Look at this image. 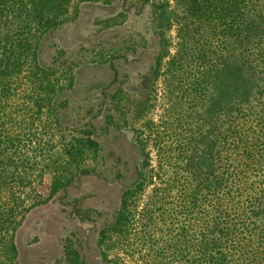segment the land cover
Here are the masks:
<instances>
[{
    "label": "trees",
    "instance_id": "obj_1",
    "mask_svg": "<svg viewBox=\"0 0 264 264\" xmlns=\"http://www.w3.org/2000/svg\"><path fill=\"white\" fill-rule=\"evenodd\" d=\"M74 1L0 0V256L10 264L18 216L30 209L22 196L44 178L38 153L30 156L27 146L42 143L38 121L63 105L56 101L59 69L42 63L41 46L67 21ZM185 4L175 14L179 41L164 75L187 104L192 134L178 163L158 175L156 205L142 211L148 229L137 245L141 253L149 250L144 259L152 264H264V0ZM165 33L158 30L155 78L168 55ZM63 69L72 84V70ZM84 146L96 150L98 142L89 137ZM75 149L74 142L65 148L68 155ZM138 151V180L124 189L101 237L112 231L129 239L136 218L131 203L145 187L149 165L145 147ZM53 156L55 166L59 155ZM101 214L91 209L85 217ZM158 230L170 239L156 237Z\"/></svg>",
    "mask_w": 264,
    "mask_h": 264
},
{
    "label": "rangeland",
    "instance_id": "obj_2",
    "mask_svg": "<svg viewBox=\"0 0 264 264\" xmlns=\"http://www.w3.org/2000/svg\"><path fill=\"white\" fill-rule=\"evenodd\" d=\"M185 5V0H75L67 21L42 44V63L59 69L56 101L63 105L38 121L42 143L27 146L30 156L38 153L44 178L22 196L30 209L18 216L17 250L9 253L14 264H152L144 259L149 250L141 253L137 245L147 228L142 211L156 205L158 175L176 164L192 134L187 104L169 90L164 75L179 41L175 14ZM158 30L166 32L168 55L155 78ZM63 68L72 70V84ZM89 137L98 142L96 150L84 146ZM73 142L76 149L68 155L65 148ZM142 146L149 165L145 187L131 203L136 218L129 239L112 231L101 237L121 207L124 189L138 180ZM54 185L60 186L56 192ZM91 209L102 217H85ZM155 234L170 239L160 230ZM1 263L10 264L0 256Z\"/></svg>",
    "mask_w": 264,
    "mask_h": 264
}]
</instances>
